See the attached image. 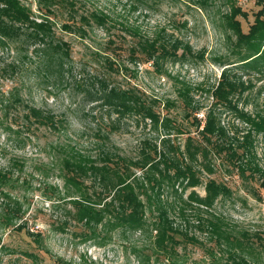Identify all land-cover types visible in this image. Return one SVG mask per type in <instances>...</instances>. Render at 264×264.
I'll list each match as a JSON object with an SVG mask.
<instances>
[{"label": "rangeland", "instance_id": "rangeland-1", "mask_svg": "<svg viewBox=\"0 0 264 264\" xmlns=\"http://www.w3.org/2000/svg\"><path fill=\"white\" fill-rule=\"evenodd\" d=\"M22 2L31 8L36 21H41L44 18L42 15H46L45 9L36 0ZM73 2V8L56 5L47 15L55 41L69 45L66 69L70 72L47 79L39 66V59L33 54L34 47H23L27 51L24 52L12 45L0 46V108L1 101L15 90L27 104L53 112L58 120L63 121V126L56 131L42 127L32 134L21 129L19 135L0 125V169H6L11 158H18L23 166L14 176L29 183L26 190L17 187L11 192V197L21 205L22 212L10 226L2 223L6 200L0 195V264H59L60 260L81 264L83 259L88 264H156L153 257L149 261L145 259L151 255L149 236L140 233L122 236L120 232H115L104 246L83 241L80 235L82 227L72 220V207L64 191L56 153L53 152L55 143L74 142L79 149L95 155L98 153L97 145L102 141L97 135L102 131L107 133L108 143L127 158H136L146 141L158 144L163 132L161 128L156 131L149 121L143 122L134 117L116 121L113 115L109 116L100 107L95 88L90 85L95 77L106 78L111 85L137 88L146 97L157 100L156 110L162 116H168L172 126L196 136L192 117H184L182 102L177 96L179 85L175 79L205 88L215 85L222 70L228 67L224 65L236 61L231 53L235 36L227 27L225 16L231 8L240 9L245 15L240 13L235 19L240 22L242 31L247 33L254 24L255 14L264 9V4L259 0H193V5L186 0ZM94 10L109 15L111 21L104 27L82 26L86 34L81 35L76 30L81 26L80 17ZM121 24L136 27L141 36L150 38L164 30L167 36L188 44L191 54L181 62L166 63V73L159 74L150 63L131 57L130 49L136 47L139 37L126 32ZM64 25L72 26V33L63 29ZM104 56L114 61V69L117 66L118 72L108 68ZM13 63L16 68L12 72L9 66ZM248 78L251 88L243 95L238 107L249 113L264 110V78L256 75L244 77L245 80ZM192 97L202 108L192 116L203 119L212 98L202 91L193 92ZM166 101L174 105L167 106ZM221 120L226 126L234 125L243 130V125L227 111L222 112ZM8 123H11L10 118L5 122ZM111 126L116 128L109 131ZM12 130L15 131L16 127L12 126ZM186 136L174 135L173 144L183 150ZM255 150L257 162L264 168V136L256 138ZM200 161L202 183L194 190L204 196V184L209 179L227 186L231 191L230 197L218 199L212 210L224 216L238 230L257 233L264 238V188L261 181L248 176L249 172L245 177L241 176L224 154L216 153L211 147L207 160L200 158ZM205 163L210 165L211 172L202 167ZM39 166L45 174L36 169ZM166 196L168 194H164ZM176 224L184 226L179 219H176ZM18 225L24 226L23 229L17 230ZM188 230L204 245H181L178 254L184 258L183 264H207L210 259L205 255V248H211L212 243L193 227ZM28 233L39 234L41 238L36 241Z\"/></svg>", "mask_w": 264, "mask_h": 264}, {"label": "trees", "instance_id": "trees-1", "mask_svg": "<svg viewBox=\"0 0 264 264\" xmlns=\"http://www.w3.org/2000/svg\"><path fill=\"white\" fill-rule=\"evenodd\" d=\"M136 1L147 3V0ZM186 1L194 4L193 0ZM36 3L45 9L46 15H42L41 21L33 18L31 8L22 0H0V46L12 45L24 52L27 51L23 47H34L33 54L39 59L45 77L50 79L70 72L66 69L70 51L67 43L55 41L47 15L56 5L73 8L75 3L73 0H36ZM259 3L264 4V0H259ZM240 13V9L231 8L224 18L235 36L231 53L236 61L224 65L228 67L222 70L217 83L205 88L175 79L184 117H192L196 136L172 126L171 119L156 110L157 100L146 97L137 88H124L109 84L106 78H93L90 85L95 88L96 101L109 116L113 115L116 121L125 117L143 122L147 120L154 130L161 128L163 132L158 144L144 142L136 158L121 155L108 143L109 137L102 131L97 135L102 141L97 145L98 153L95 155L79 149L74 142L55 143L53 152L72 207V220L82 227L80 235L84 242L104 246L115 232L122 236L140 233L149 236L151 255L145 257L147 261L153 257L156 264H183L184 258L178 254L181 245H204L196 236L190 235L188 228L193 227L206 235L207 241L213 245L205 248V255L210 259L207 264H264V238L257 233L238 230L224 216L212 210L218 199L230 197V189L209 179L204 184V196L194 190L202 183L200 158L207 160L210 147L216 153L224 154L241 176L245 177L249 172L247 175L258 178L264 188V168L259 166L255 150L256 138L264 136V110L249 113L238 107L243 95L251 88L249 78L245 80L244 77L256 75L264 78V9L255 14L254 24L247 33L235 19ZM80 21L81 26L76 30L85 35L82 26L104 27L111 18L94 10L87 16H81ZM121 25L126 32L139 37L136 47L130 49L131 57L150 63L159 74L166 73V63L181 62L191 54L188 44L167 36L164 30L150 38L141 36L136 27ZM62 28L70 33L73 31L69 25ZM180 50L181 54H178ZM104 62L113 72L119 71L117 66L114 69V61L109 56H104ZM9 68L15 71V63ZM196 91L205 92L212 98L203 119L192 116L202 110L192 97ZM1 104L0 125L16 135L21 129L33 134L42 127L56 131L63 126V121L58 120L53 112L27 104L15 90ZM166 105L174 103L166 101ZM223 111L232 114L243 125V130L222 123ZM9 118L11 123L5 124ZM12 126L16 127L15 131ZM115 128L111 126L109 131ZM182 134L187 135L183 150L172 140L174 135ZM22 166L18 158H11L8 167L0 169V195L6 200L2 223L6 226L12 225L22 212L19 202L11 197V192L17 187L28 188L29 183L25 179L20 181V177L14 176ZM202 167L211 172L209 164ZM36 169L45 174L42 167ZM188 190L191 191L184 197ZM164 194L168 196L164 197ZM176 219L184 226L177 225ZM23 227L18 225L16 229L22 230ZM28 235L36 241L41 238L39 234ZM59 264L72 263L60 260ZM81 264L88 263L83 259Z\"/></svg>", "mask_w": 264, "mask_h": 264}]
</instances>
